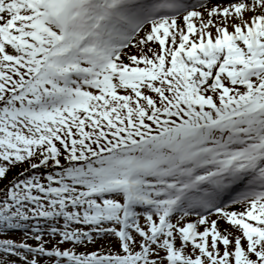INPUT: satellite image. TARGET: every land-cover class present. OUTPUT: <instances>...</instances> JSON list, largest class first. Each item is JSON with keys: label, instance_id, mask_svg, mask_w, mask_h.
<instances>
[{"label": "snow or ice", "instance_id": "1", "mask_svg": "<svg viewBox=\"0 0 264 264\" xmlns=\"http://www.w3.org/2000/svg\"><path fill=\"white\" fill-rule=\"evenodd\" d=\"M4 181L0 264H264V0H0Z\"/></svg>", "mask_w": 264, "mask_h": 264}, {"label": "rangeland", "instance_id": "2", "mask_svg": "<svg viewBox=\"0 0 264 264\" xmlns=\"http://www.w3.org/2000/svg\"><path fill=\"white\" fill-rule=\"evenodd\" d=\"M154 47H155V45H153ZM23 170V169H22ZM21 237H22V233L20 232V231H18V230H14L13 231V234H12V236H11V238H13V239H16L17 241H19L20 239H21ZM3 238V237H2ZM29 243H33L32 241H29ZM97 247H98V245H97ZM79 251H84L85 249H83V248H80V249H78ZM89 250H93V246H90V248H89Z\"/></svg>", "mask_w": 264, "mask_h": 264}, {"label": "trees", "instance_id": "3", "mask_svg": "<svg viewBox=\"0 0 264 264\" xmlns=\"http://www.w3.org/2000/svg\"><path fill=\"white\" fill-rule=\"evenodd\" d=\"M28 165H20V166H18V167H16V168H14V169H12V171L11 172H9V179L12 177V176H14L19 170H22V169H24V168H26ZM4 182H6V181H4ZM4 182H2V183H0V186L4 183ZM1 238V237H0Z\"/></svg>", "mask_w": 264, "mask_h": 264}]
</instances>
